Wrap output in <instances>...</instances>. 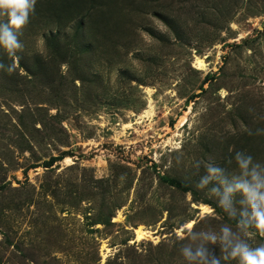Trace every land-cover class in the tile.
I'll use <instances>...</instances> for the list:
<instances>
[{
  "label": "rangeland",
  "instance_id": "rangeland-1",
  "mask_svg": "<svg viewBox=\"0 0 264 264\" xmlns=\"http://www.w3.org/2000/svg\"><path fill=\"white\" fill-rule=\"evenodd\" d=\"M19 39L0 49V264H238L204 240L224 226L264 244L242 192L229 216L223 185L196 186L206 164L238 182L236 152L264 175V0H36Z\"/></svg>",
  "mask_w": 264,
  "mask_h": 264
},
{
  "label": "clouds",
  "instance_id": "clouds-1",
  "mask_svg": "<svg viewBox=\"0 0 264 264\" xmlns=\"http://www.w3.org/2000/svg\"><path fill=\"white\" fill-rule=\"evenodd\" d=\"M36 0H0V49L4 50L10 57H15L17 50L23 48L19 39L21 29L28 23L30 14L35 11ZM15 61L5 65L0 62V70L11 73L15 71ZM234 160L241 170V176L234 185H228L223 177V169L213 164H206L207 175L203 176L197 184V188H203L211 180H217L224 186V193L219 200V205L229 216L235 213L231 209V194L240 191L245 196V201L251 211L242 212L239 221L241 226L247 225L255 228L264 235V175L257 172L258 165L252 163V156L245 152H236ZM252 165L249 171V166ZM199 167V161L196 162ZM246 177H250L246 179ZM213 193L219 194L216 187L211 189ZM248 236V232L245 233ZM204 240L210 244H221L225 258L231 257L238 260V264H264V244L252 246L247 240L238 237L228 226L220 229L219 235L213 232L203 234ZM183 254L189 260H199L202 264H220V260L211 256L207 249L198 247L193 253L189 248L183 249Z\"/></svg>",
  "mask_w": 264,
  "mask_h": 264
},
{
  "label": "bare ground",
  "instance_id": "bare-ground-1",
  "mask_svg": "<svg viewBox=\"0 0 264 264\" xmlns=\"http://www.w3.org/2000/svg\"><path fill=\"white\" fill-rule=\"evenodd\" d=\"M196 64L199 68H205L207 66L205 59L202 57H199V56L196 58ZM201 209L203 211L210 210V208L205 204H201ZM193 223H194V220L191 219L187 223V227H191L193 225ZM135 231L137 234V239H141V238L151 236V233H152L150 230H147V229L143 228L142 226L135 228Z\"/></svg>",
  "mask_w": 264,
  "mask_h": 264
},
{
  "label": "trees",
  "instance_id": "trees-1",
  "mask_svg": "<svg viewBox=\"0 0 264 264\" xmlns=\"http://www.w3.org/2000/svg\"><path fill=\"white\" fill-rule=\"evenodd\" d=\"M212 76H213L212 74L208 73L204 80L207 81L210 78H212ZM61 156L62 155H59V156L52 155L49 160L44 161L43 165L46 167H49V166L53 165L54 160L61 158ZM162 178L171 184H176L177 186L184 188L182 183L176 178H172V177H168V176H162ZM110 217H111V214H109L107 217H105V219H100V217H99L95 220V222H100L99 220H106V221L110 222V220H111Z\"/></svg>",
  "mask_w": 264,
  "mask_h": 264
}]
</instances>
